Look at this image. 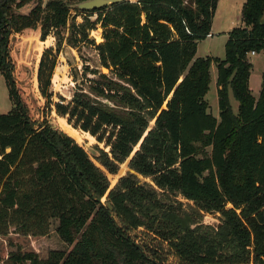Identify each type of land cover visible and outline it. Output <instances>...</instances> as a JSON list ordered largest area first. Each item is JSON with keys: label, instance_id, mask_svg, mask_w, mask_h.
<instances>
[{"label": "trees", "instance_id": "obj_1", "mask_svg": "<svg viewBox=\"0 0 264 264\" xmlns=\"http://www.w3.org/2000/svg\"><path fill=\"white\" fill-rule=\"evenodd\" d=\"M34 1L29 14L17 12ZM72 1L0 0V71L15 103L0 114V236L15 228L45 237L55 220L57 235L73 246L45 260L18 253L0 264H164L130 236L141 227L167 242L180 264H264V74L256 99L249 58L264 52V0H246L224 59L197 57L198 43L212 35L218 0H124L74 8V20L73 7L88 0ZM39 26L42 41L52 31L57 40L37 70L46 114L55 112L110 149L97 148L94 159L111 175L131 158L130 169L152 178L164 199L132 174L109 192L108 177L74 139L47 121L35 125L13 78L9 45L13 35ZM98 28L103 42L96 44L89 32ZM64 41L65 49L93 47L111 76L84 62L70 99L55 102ZM66 57L72 65L74 55ZM213 65L219 118L206 101ZM177 194L194 203L190 214L174 201ZM203 212L223 217L208 226Z\"/></svg>", "mask_w": 264, "mask_h": 264}, {"label": "rangeland", "instance_id": "obj_2", "mask_svg": "<svg viewBox=\"0 0 264 264\" xmlns=\"http://www.w3.org/2000/svg\"><path fill=\"white\" fill-rule=\"evenodd\" d=\"M68 4H72V0H64ZM134 1V0H130ZM246 0H218L215 6L212 36L206 40L198 43V58L212 57L218 59H224L225 57V44L228 40V32L235 27L241 25V11ZM38 2L34 1L24 8L18 10V13L29 14L30 11L37 6ZM72 20L77 17V13L73 9L71 10ZM95 17V15L93 16ZM78 23L83 22V17L78 16L76 19ZM41 26L34 30H25L21 34H15L10 39L9 51L11 57V65L13 66V78L16 82V86L19 91L20 98L27 107L31 119L35 125L46 126V121L51 125L54 124L55 130L61 131L68 137L74 139L76 143L81 146L90 156L94 164L101 169L110 182L109 192L115 188L118 181L132 174L135 176L136 181L141 186H147L152 188L154 191L159 193V199H164L161 196L163 191L159 189L152 178H147L141 174L133 171L129 167L130 160H127L123 164H119L118 173L111 175L108 173L102 165L94 159V155L90 150L101 149L109 153L110 149H106L104 144L99 143L96 138L90 134L73 128L66 119L58 117L55 112L46 114V101L42 98L38 88L37 82V70L45 50L56 48L57 40L56 36L51 32L46 41L41 39ZM231 28V29H230ZM68 31H63L65 39L68 37ZM90 39L96 44L103 42L102 30L98 28L95 31L89 32ZM63 49L58 59V66L55 70L53 77V92L55 93L54 101L59 102L58 96L70 99L73 89L76 87L74 79H80L82 81V72L84 62L90 69H96L100 73L111 76L110 72L101 66L99 56L91 46H83L81 49L66 48L67 42L64 41ZM65 49V51H64ZM74 55L72 65H70L66 54ZM251 62L253 63V81L251 89L254 97H259V82H261V74L264 72V52L259 53L258 56L249 55ZM216 68L213 65V71H211V83L206 96V101L210 105V112L219 118V106H218V94L216 85ZM91 78L92 75H89ZM257 82V84H256ZM256 98V99H257ZM101 101L113 106V104L107 100L101 99ZM231 106L234 113L237 112L238 103L234 99L233 95L230 94ZM15 107V103L10 96L9 87L5 75L0 71V114H8ZM63 122V126L59 123ZM155 121L151 123V127L154 126ZM38 127V126H37ZM139 147V146H138ZM138 149V148H137ZM108 192V194H109ZM108 194L103 198L102 202L107 201ZM174 201L182 205V211L190 214L192 209L195 208L192 201L187 200L180 194L173 197ZM240 212V211H238ZM204 216L201 220L202 224L208 226H217L221 222V214H209L202 213ZM115 223L120 225V221L115 217ZM50 233L45 237H34L26 236L18 233L15 228H11L8 235L0 236V259H7L15 254L21 253H35L39 259H47L51 251H65L69 252L73 246L65 244L56 233L58 222L51 221ZM195 227V226H194ZM130 236L136 241L138 245L149 246L157 252L164 264H180L176 255L170 250L167 242H163L160 239L147 231L144 227L139 228L136 231H131Z\"/></svg>", "mask_w": 264, "mask_h": 264}, {"label": "water", "instance_id": "obj_3", "mask_svg": "<svg viewBox=\"0 0 264 264\" xmlns=\"http://www.w3.org/2000/svg\"><path fill=\"white\" fill-rule=\"evenodd\" d=\"M49 0H44V4H46ZM124 0H88V1H84L81 2L79 4H77L76 6H74V8H78L82 11H91V10H96V9H100V8H105L108 7L110 5L122 2ZM45 6V5H44ZM54 126V124H53ZM38 128H41V124L38 125ZM90 152L94 155L95 152L93 150H90ZM109 209H112V206H108Z\"/></svg>", "mask_w": 264, "mask_h": 264}, {"label": "crops", "instance_id": "obj_4", "mask_svg": "<svg viewBox=\"0 0 264 264\" xmlns=\"http://www.w3.org/2000/svg\"><path fill=\"white\" fill-rule=\"evenodd\" d=\"M212 28H213V25H212ZM231 29V28H230ZM18 35V34H17ZM14 36V35H13ZM12 36V37H13ZM212 35H210L209 37H211ZM206 40V39H205ZM204 41V40H203ZM197 52H198V50H197ZM255 56H258V54H256ZM253 64V63H252ZM254 66V65H253ZM215 68H216V66H215ZM211 71H213V66H212V69H211ZM216 73H217V68H216ZM263 74H264V72H262V74H261V82H259V95H260V91H261V83H262V76H263ZM216 81H217V75H216ZM252 81H253V72H252V74H251V77H250V88H251V84H252ZM256 84H257V82H256ZM252 90V89H251ZM253 92V91H252ZM255 98H257V97H255Z\"/></svg>", "mask_w": 264, "mask_h": 264}, {"label": "built area", "instance_id": "obj_5", "mask_svg": "<svg viewBox=\"0 0 264 264\" xmlns=\"http://www.w3.org/2000/svg\"><path fill=\"white\" fill-rule=\"evenodd\" d=\"M255 55H256V53H255V52H252V53H251V56H255Z\"/></svg>", "mask_w": 264, "mask_h": 264}, {"label": "bare ground", "instance_id": "obj_6", "mask_svg": "<svg viewBox=\"0 0 264 264\" xmlns=\"http://www.w3.org/2000/svg\"><path fill=\"white\" fill-rule=\"evenodd\" d=\"M59 124H60L61 126H63V122H60Z\"/></svg>", "mask_w": 264, "mask_h": 264}]
</instances>
